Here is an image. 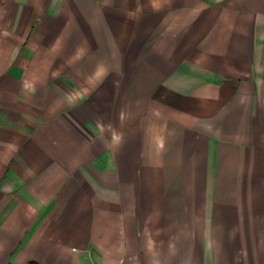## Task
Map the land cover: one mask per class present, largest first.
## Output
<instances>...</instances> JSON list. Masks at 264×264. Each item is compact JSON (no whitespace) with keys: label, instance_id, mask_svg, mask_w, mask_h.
<instances>
[{"label":"crops","instance_id":"obj_1","mask_svg":"<svg viewBox=\"0 0 264 264\" xmlns=\"http://www.w3.org/2000/svg\"><path fill=\"white\" fill-rule=\"evenodd\" d=\"M0 264H264V0H0Z\"/></svg>","mask_w":264,"mask_h":264}]
</instances>
